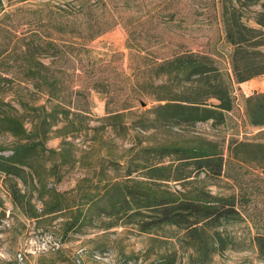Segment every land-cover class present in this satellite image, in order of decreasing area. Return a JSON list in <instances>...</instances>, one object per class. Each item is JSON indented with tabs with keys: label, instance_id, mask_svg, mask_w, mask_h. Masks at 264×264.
Wrapping results in <instances>:
<instances>
[{
	"label": "rangeland",
	"instance_id": "obj_1",
	"mask_svg": "<svg viewBox=\"0 0 264 264\" xmlns=\"http://www.w3.org/2000/svg\"><path fill=\"white\" fill-rule=\"evenodd\" d=\"M3 1L5 11L0 9V24L12 25L18 33L42 26H34L29 13L43 4L50 5L53 11L59 5L74 14L82 10L80 0ZM85 1L95 9L94 23L101 35L88 43L92 53L83 56L81 64L95 63L100 68L112 60L118 69L114 73H102L101 77L109 75L118 81L124 76L134 79L130 47L149 48L159 55L181 50L203 51L215 57L222 68L229 61L232 47L224 39L221 0ZM260 10L261 5L244 9L246 24L255 27L253 18ZM135 30L136 36L146 33L150 38L144 34L136 40ZM260 93H264V75L236 84L235 107L226 114L225 123L181 122V110L156 112L154 109L166 102L149 99L144 100L145 104L132 101L133 109L116 116V112L106 110V99L93 93L88 113L73 117L80 128L66 139L61 136L60 126L37 128V134L46 133L44 148L27 152L21 164L12 170L13 174L0 171V264H264L251 243L256 234H264V228H249L245 223L228 227L233 244L221 252L206 236L197 242L177 227L142 233L125 219L101 216L94 209L87 212L89 205L84 204L86 196L101 195L113 182L130 185L136 181L157 192L178 195L183 190L178 180L154 183L146 171L131 176H127V171L134 170L143 157L155 163L160 158L156 152L159 149L169 153L161 161L169 168L163 175L172 177L182 172H178V152H171L178 148L193 149L213 143L227 158L232 142L253 138L260 131L250 125L246 104L248 98ZM32 99L38 104L46 100L38 95ZM119 105L110 108L117 111ZM24 116L31 122L37 121L38 114L30 112ZM110 116L113 119L109 120ZM17 144L18 139L10 134L0 135V155L11 156ZM144 149H148L146 153L139 152ZM240 165L227 166L225 178L208 179L206 186L214 193L246 194L252 205H257L255 208L263 210L264 219V169L253 162ZM186 170L193 176L190 180H196L194 166ZM15 184L30 204H15L12 194ZM49 189L66 194L69 201L63 207L74 202L82 204L83 214L75 226L71 225L74 209L44 215ZM35 213L41 216L32 218ZM254 220L248 225H254ZM255 224L264 225L256 220Z\"/></svg>",
	"mask_w": 264,
	"mask_h": 264
},
{
	"label": "trees",
	"instance_id": "obj_2",
	"mask_svg": "<svg viewBox=\"0 0 264 264\" xmlns=\"http://www.w3.org/2000/svg\"><path fill=\"white\" fill-rule=\"evenodd\" d=\"M263 1L221 0L224 39L232 47L229 61L223 68L215 57L203 51L181 50L159 55L149 48L133 50L130 47V63L135 75L134 79L124 76L122 81L100 75L118 71L112 60L100 68L95 63L81 64L83 56L89 57L92 53L88 43L101 35L94 23L95 9L89 6L88 1H79L80 13L87 12L83 15L74 14L60 5L55 7L57 11H53L50 5L43 4L39 10L29 13L33 25L42 26L25 33H18L12 25L2 22L0 135L10 134L18 139V144L11 156L0 155V171L6 175L13 174L12 170L21 164L27 152L44 148L46 133L37 134V128L60 126L63 139L74 134L80 127L73 117L88 113L93 93L105 98L106 110L108 113L116 112V116L133 109L132 101L145 104L144 100L149 99L166 102L155 108L156 112L181 110V122L211 120L225 123L226 114L235 107L234 86L264 75ZM3 2L0 0V9L5 11ZM257 5H261V10L255 13L253 21L256 26L252 27L244 21L243 10ZM134 32L136 40L144 34L150 38L149 34L136 36L137 30ZM34 95L46 98L45 103L38 104L36 99H32ZM117 104H120L119 109L113 111L110 107ZM246 104L250 125L260 131L253 138L232 142L227 158L224 151L213 143L193 149L178 148L171 152H178V172H182L178 177H172L163 175L169 168L164 167L161 161L169 153H165L168 152L166 149H159L156 152L160 158L155 163H149L143 157L144 160L139 161L134 170L127 171V176L146 171L154 183L178 180L183 186L178 195L157 192L145 187L148 186L146 183L133 181L129 185L113 182L101 195L85 197L87 201L84 204L89 205L87 212L94 209L101 216L125 219L142 233L177 227L194 241L203 236L212 239L221 252L233 244L228 227L245 223L249 228H264V225L259 227L255 224V220L264 223L263 210L255 208L257 205H252L246 194L214 193L206 186L208 179L225 178L227 166L235 163L253 162L264 169V93L248 98ZM30 112L38 114L37 121L26 120L24 113ZM147 150L139 152L146 153ZM189 166L196 169V180H190L193 176L186 172ZM194 184L195 187L187 188ZM12 194L15 204H30L17 184L12 186ZM47 194L50 202L44 203V215L74 209L71 225L75 226L83 214L82 204L74 202L63 207L69 201L66 194L57 193L54 189L47 190ZM40 216L35 213L31 217L37 219ZM253 218L254 225H248ZM251 243L258 256L264 259V234H256Z\"/></svg>",
	"mask_w": 264,
	"mask_h": 264
},
{
	"label": "built area",
	"instance_id": "obj_3",
	"mask_svg": "<svg viewBox=\"0 0 264 264\" xmlns=\"http://www.w3.org/2000/svg\"><path fill=\"white\" fill-rule=\"evenodd\" d=\"M20 260H22V256H20Z\"/></svg>",
	"mask_w": 264,
	"mask_h": 264
}]
</instances>
